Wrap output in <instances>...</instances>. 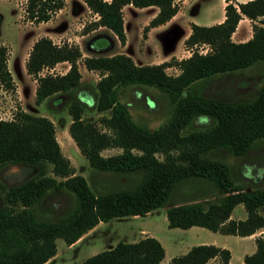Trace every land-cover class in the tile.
<instances>
[{
  "label": "trees",
  "instance_id": "obj_1",
  "mask_svg": "<svg viewBox=\"0 0 264 264\" xmlns=\"http://www.w3.org/2000/svg\"><path fill=\"white\" fill-rule=\"evenodd\" d=\"M83 1L99 15L94 27H105L121 45L126 42L125 5L158 7L144 33L166 23L178 11L175 0ZM64 5L65 0H26L23 12L26 20L39 24L50 20ZM224 9L225 18L220 23L190 25L184 44H208L211 49L206 53L195 50L184 59L145 65H137L125 53L85 57L88 70L100 71L90 105L78 94L82 90L79 46L59 45L48 36L33 43L25 67L37 81L35 103L66 93L71 98L66 101L71 116L68 133L90 167L102 172H136L141 178L132 188L95 193L62 154L51 119L17 108L12 119H0V264H45L56 255V239L71 245L100 222L144 216L166 205L175 186L189 179H202L221 196L213 201L168 206V227L200 226L238 236L264 230V187L244 189L235 184L229 166L213 157L220 150L244 155L257 142H264V81L248 101L219 100L191 90L197 81L264 62V0L227 1ZM242 16L252 20L253 33L249 40L236 43L231 35ZM8 56L7 46L0 45V85L14 92ZM63 61L70 64L66 73L41 74ZM173 65L179 72L168 74L166 68ZM134 84L152 86L168 95L171 116L155 130L135 123L127 104L120 100L121 87ZM88 107L102 114L97 122L83 118ZM197 117H207L209 125L191 128ZM108 148L121 152L103 156L101 152ZM10 166L24 169L27 177L17 183L4 182L2 175L10 178L6 171ZM63 189L75 195L73 208L57 219L41 217L37 206L49 192ZM239 204L246 217L233 219L232 210ZM255 244V251L243 257L246 264H264V232L255 237ZM164 255L160 241L146 236L135 242L118 241L79 264H159ZM230 257L227 248L199 244L172 257L169 264H206L210 259H215V264H231Z\"/></svg>",
  "mask_w": 264,
  "mask_h": 264
},
{
  "label": "rangeland",
  "instance_id": "obj_2",
  "mask_svg": "<svg viewBox=\"0 0 264 264\" xmlns=\"http://www.w3.org/2000/svg\"><path fill=\"white\" fill-rule=\"evenodd\" d=\"M25 2L26 0H0V45H5L8 48V66L16 85L14 92L6 91L0 85V119H12L17 108L33 115L51 117L52 119H50L52 122L54 121L55 131H57V136L61 142L63 154L70 159L76 174L85 177L88 185L95 193L134 187L141 178L140 173L102 172L90 167L87 158L80 153L68 133L67 127L71 121V116L68 113L66 101L71 98H68L66 93L60 94L63 99L53 101L56 96H52L44 99L40 104L35 103L34 83L32 81L35 78L28 75L25 67V61L33 43L39 37L45 35H50L52 41L56 44L69 43V38H73L83 31V28L80 29L79 27L83 20L76 17L69 23H63L64 20L74 17L72 16L74 2L69 0L67 9L60 17L57 16L55 20L53 18L46 23L34 24L25 19L23 12ZM80 11L82 12L83 9ZM123 15L125 17V34L127 38L125 48L110 33L103 31L82 42L83 49L88 50L89 53L91 51V56L125 53L141 65L158 64L166 56L167 49L170 46L169 42L176 38L174 44L176 54L169 57V59L185 58L187 54L185 44H181L182 40L180 39L182 36L179 37L180 34L176 29L150 28L148 30H151L150 32H143V28L149 23L150 11L148 8L133 6L131 9H125ZM189 19H191V16L188 13L185 16L179 15L178 23L184 29H188ZM195 19L198 22L208 23L205 17L196 16ZM88 24L86 23L85 26L88 27L90 25ZM59 25L65 27L67 31L55 35L53 31ZM90 26L94 27L95 25L91 23ZM82 68L84 70V67ZM55 72L43 70L41 74ZM166 72L174 75L179 70L177 66L173 65L167 67ZM99 76L94 75L93 80L94 78L98 80ZM84 80L88 84L91 81V86L87 84L85 86L90 89V92H94L93 80L88 78ZM263 81L264 62L258 61L248 68L231 74L215 75L206 80L197 81L191 87V90L198 91L205 97L219 100L248 101L259 92L258 88ZM18 90L20 91L19 94ZM86 91L88 90L86 89ZM80 96L88 105L92 104L93 96L91 93H83V96L81 94ZM120 100L127 104L134 122L145 126L149 130L157 129L166 123L171 116L172 107L168 95L152 86L134 84L121 87ZM106 114L108 115L109 112H106ZM101 115L93 108L88 107L83 113V118L87 121L97 122ZM209 122L210 120L207 117H197L191 128H202L209 125ZM64 136L70 138L71 141H64ZM119 152H121L119 148H110L104 150L103 154L114 155ZM158 157L161 158L159 154ZM213 157L222 160L229 166V172L235 184L244 189L264 187V142H257L244 155L237 156L220 150L214 152ZM6 171L10 178L7 179L4 173L2 179L4 182L6 180L7 183H17L27 177L24 169L22 170L18 166H10ZM48 174L53 176L50 172ZM220 196V192L215 191L202 179L186 180L175 186L166 205L150 211L145 216L117 217L107 222H100L96 230L91 232L90 235H86L76 245L69 246L63 239H56V256L49 260L47 264H79L91 255L111 249L118 241H137L142 238L141 230L150 231L151 236L160 239L166 249L167 256L175 255L177 253L176 249L180 246L213 244L231 250L233 263L238 264L239 256L251 254L255 251L256 244L252 237L224 235L199 226L192 227V229L168 227L166 216L168 206L192 201H213ZM74 203L75 195L73 193L64 189L57 192L53 191L47 194L45 200L37 206L36 211L45 219H57L70 211ZM245 216L246 211L241 204L237 205L231 214L233 219ZM262 232H256L255 236H259Z\"/></svg>",
  "mask_w": 264,
  "mask_h": 264
},
{
  "label": "crops",
  "instance_id": "obj_3",
  "mask_svg": "<svg viewBox=\"0 0 264 264\" xmlns=\"http://www.w3.org/2000/svg\"><path fill=\"white\" fill-rule=\"evenodd\" d=\"M68 1L69 0H65V5L62 9H60L56 15L54 17H52L51 19L54 18V20L57 18V16H61V14H63L65 12V10L67 9V6H68ZM74 2V5L72 7V16L74 17H70L69 19H66L63 21L64 22H71L73 21V19H75L76 17L79 18V19H82L83 22L80 24V29L83 28V31L80 32L79 34L75 35L73 38H69L70 42L69 43H73V44H77L81 50V53H82V56L81 58L78 60V70L81 74V86H82V90H80L78 92V94L82 95L83 96V93L84 94H87L88 92L91 93L93 95V91L90 92V89H88V87H86L85 85H90V82L89 84L87 82H85V78H88V79H92L93 80V76L94 75H100V71H97V70H88L85 65H84V62H83V59L85 57H90V53L89 51L87 50H84L83 49V46H82V42H84L86 39H88L89 37H92V35L94 34H98L100 32H107V33H110L111 36H113V38L115 40H117V38L112 35V33L107 30L105 27H102V26H98V27H91V23H94L96 21H98L99 19V15L92 12L89 7L86 5V3L83 1V0H72ZM227 1H231V2H246L248 0H175V3L177 4V7H178V11L177 13L170 19L168 20L166 23L164 24H161L159 26H156V27H151L152 29H161V30H173V29H176L177 32L180 34L179 37H181L180 40H182V43H184L185 39L189 36L190 32H191V28H190V25L191 23H195V24H198V25H204V26H210V25H214V24H217V23H220L224 20L225 18V5L227 4ZM133 6L131 4H128V5H125L122 9L123 13L125 11V9H131ZM144 8H148L149 11H150V17H149V21L157 14L158 12V7L156 6H149V7H144ZM83 9V11L81 12L80 10ZM189 14L191 16V19L188 20V24H189V28L188 29H184L179 23H178V16L181 15V16H185L186 14ZM92 14V15H91ZM124 16V15H123ZM196 16H201V17H205V19L207 20L208 23H202L201 21L198 22L195 17ZM194 18V19H193ZM123 25H124V31H125V17H123ZM86 21V22H85ZM46 23V22H44ZM86 23H89L88 27L91 28V29H88V27H86ZM252 20L247 18L246 16H242V18L239 20L237 26H236V29L235 31L232 33L231 35V40L233 42H236V43H239V42H245L247 40H249L251 37H252ZM62 25V24H61ZM59 25L58 27L55 28V30L53 31L55 33V35H60L62 34L64 31H67L65 27ZM69 29V28H68ZM151 31V30H150ZM148 31V32H150ZM126 35V34H125ZM46 36V35H45ZM49 38H51V36L49 35L48 36ZM52 39V38H51ZM55 43V42H54ZM127 45V38H126V42L125 44L123 45L125 48ZM203 47L204 49H206L207 51H209L211 49V47L208 45V44H196V45H193V46H186L185 45V52L187 53L185 58L191 56L192 52L195 51L198 47ZM175 48H173V50H171L170 52H167L166 53V56L159 61V63L161 62H164V61H169V57L175 55ZM132 58V57H131ZM182 59V58H180ZM178 59V60H180ZM137 65H141L139 64L136 60H133ZM26 62V61H25ZM158 63V64H159ZM70 67V64L67 62V61H63V62H59L57 63L54 67L52 68H49V69H44L46 71H50V72H55V70H57L55 73H58V74H64L68 71ZM84 67V70L83 68ZM9 68V66H8ZM59 69V70H58ZM10 70V68H9ZM29 76H31L30 74H28ZM99 79H100V76H99ZM98 79V80H99ZM97 79L94 78L93 82L94 84L92 85L94 87V92H96V88H95V85L98 81ZM33 83H34V89L33 91H35L36 89V86H37V82L35 79L32 80ZM85 89V91H84ZM86 89L88 91H86ZM19 90H18V94H19ZM54 97L56 96V98L53 100L55 101L56 99H63L62 96H60V94H56V95H53ZM52 97V96H51ZM62 97V98H61ZM95 110V109H93ZM86 111V109H85ZM84 111V112H85ZM51 117H49L50 119ZM52 119V118H51ZM52 121V120H51ZM54 122V121H53ZM55 125V124H54ZM69 125V124H68ZM67 125V126H68ZM68 128V127H67ZM56 139L60 145V148H61V152H62V146H61V142L57 136V131H56ZM64 141H68L70 142L71 139L70 138H67L64 136ZM73 140V139H72ZM75 143V142H74ZM76 145V144H75ZM77 146V145H76ZM78 148V147H77ZM110 149V148H108ZM104 150H107V149H104ZM104 150L101 152V154L103 156H109V155H106V154H103L104 153ZM121 151V150H120ZM81 153V152H80ZM120 153V152H119ZM63 154V152H62ZM64 155V154H63ZM65 156V155H64ZM66 157V156H65ZM68 158V157H66ZM69 159V158H68ZM70 161V159H69ZM71 162V161H70ZM72 164V163H71ZM73 166V165H72ZM74 167V166H73ZM75 169V168H74ZM233 211V210H232ZM149 213V212H148ZM147 213V214H148ZM146 214V215H147ZM232 214V213H231ZM145 216V215H144ZM126 217V216H125ZM133 217H138V216H133ZM246 217V216H245ZM245 217H240V218H236V219H244ZM99 226V223L93 227L92 229H90L88 232H86L84 235H82L75 243L71 244V245H76L77 243H79L81 241V239L85 238L86 235H90L91 232H93L94 230H96V227ZM192 227H196V226H191L189 228L192 229ZM200 227V226H199ZM142 232V238L143 237H146V236H151L150 234V231H144V230H141ZM264 232V230H261ZM260 231V232H261ZM145 232V233H144ZM255 234L257 233H254L252 235H250V237H252L253 240H255ZM258 236V235H257ZM158 239V238H157ZM139 240V239H138ZM160 241V239H158ZM160 243L162 244V246L164 247L163 243L160 241ZM69 245V246H71ZM192 246L191 245H185V246H180L179 248L176 249V254L175 255H172V256H167V253H166V249L164 247V250H165V255H164V258L160 261L159 264H169V261L172 257L174 256H177V255H181V254H185ZM231 252V257H230V263L231 264H234L233 263V253L232 251L230 250ZM245 254H242L241 256H239V260H238V264H246L243 260V257H244ZM56 256V255H55ZM54 256V257H55ZM52 257V258H54ZM51 258V259H52ZM49 259V260H51ZM48 260V261H49ZM47 261V262H48ZM47 262L45 264H47ZM216 260L215 259H210L206 264H215Z\"/></svg>",
  "mask_w": 264,
  "mask_h": 264
},
{
  "label": "water",
  "instance_id": "obj_4",
  "mask_svg": "<svg viewBox=\"0 0 264 264\" xmlns=\"http://www.w3.org/2000/svg\"><path fill=\"white\" fill-rule=\"evenodd\" d=\"M175 41H176V38H174L173 40H171L170 42H169V44H170V46H169V48L167 49V52H170L173 48H174V44H175Z\"/></svg>",
  "mask_w": 264,
  "mask_h": 264
},
{
  "label": "built area",
  "instance_id": "obj_5",
  "mask_svg": "<svg viewBox=\"0 0 264 264\" xmlns=\"http://www.w3.org/2000/svg\"><path fill=\"white\" fill-rule=\"evenodd\" d=\"M106 1H110V0H106ZM199 53H206L207 52V50L206 49H204L202 46L201 47H198L197 49H196Z\"/></svg>",
  "mask_w": 264,
  "mask_h": 264
}]
</instances>
